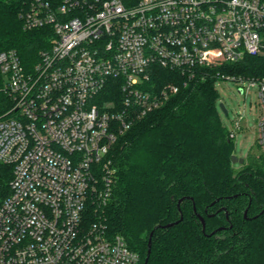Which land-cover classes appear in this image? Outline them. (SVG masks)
I'll return each mask as SVG.
<instances>
[{
  "label": "built area",
  "instance_id": "obj_1",
  "mask_svg": "<svg viewBox=\"0 0 264 264\" xmlns=\"http://www.w3.org/2000/svg\"><path fill=\"white\" fill-rule=\"evenodd\" d=\"M19 17L26 29L52 27L54 39L31 69L15 49L0 51L9 102L0 166L10 167L0 176V264H139L104 214L109 154L179 91L173 81L156 86L159 67L187 82L263 52L264 0H21ZM216 76L241 92L258 86L264 151V76ZM112 81L120 94L107 98Z\"/></svg>",
  "mask_w": 264,
  "mask_h": 264
},
{
  "label": "trees",
  "instance_id": "obj_2",
  "mask_svg": "<svg viewBox=\"0 0 264 264\" xmlns=\"http://www.w3.org/2000/svg\"><path fill=\"white\" fill-rule=\"evenodd\" d=\"M20 6L21 0H0V51L15 49L31 69L51 48L54 32L24 28ZM218 71L264 76V51L204 67L187 82L159 67L156 86L173 81L179 91L135 122L109 154L114 183L104 214L110 232L140 254L139 264L153 230L148 264H264V151L251 152L235 170L233 137L219 114ZM116 93L119 84L112 81L107 98ZM8 105L0 93V113ZM1 166L0 176L8 174L10 167Z\"/></svg>",
  "mask_w": 264,
  "mask_h": 264
},
{
  "label": "rangeland",
  "instance_id": "obj_3",
  "mask_svg": "<svg viewBox=\"0 0 264 264\" xmlns=\"http://www.w3.org/2000/svg\"><path fill=\"white\" fill-rule=\"evenodd\" d=\"M241 92L234 80L217 81L219 93L218 103H224L228 114L219 107L221 121L230 132H235L232 138L234 154L239 159H248L251 152L260 153L257 143V120L260 113L258 102V86L249 83L242 84ZM240 125L238 128L237 125ZM243 163L233 162L235 170L242 168Z\"/></svg>",
  "mask_w": 264,
  "mask_h": 264
},
{
  "label": "water",
  "instance_id": "obj_4",
  "mask_svg": "<svg viewBox=\"0 0 264 264\" xmlns=\"http://www.w3.org/2000/svg\"><path fill=\"white\" fill-rule=\"evenodd\" d=\"M240 91H242V90L240 89ZM219 107L221 108V110H222L225 114H228V110H227V108H226V106H225L224 103H222V102L219 103ZM238 161L241 162V163H243V162H244V159H239V158H237V157L235 156V154H233V155H232V162H238ZM180 201H181V200H180ZM180 201H179V203H180ZM262 211H264V209H263ZM247 213H248V208L245 210V217H247ZM198 216H199V218H200L201 221H202V224H203V230L205 231V228H206L205 218H204L201 214H199V213H198ZM182 218H183V216H181L180 219H178V220H176V221H174V222H170V223H167V224H165V225H160V226H162V227H170V226H173V225L179 223V222L182 220ZM157 227H158V226H157ZM214 232H215V231H213L212 233H214ZM153 233H154V230L150 233V236H149L148 252H147V256H146L145 261H144L143 264H148V260H149L150 254H151V245H152V236H153Z\"/></svg>",
  "mask_w": 264,
  "mask_h": 264
}]
</instances>
